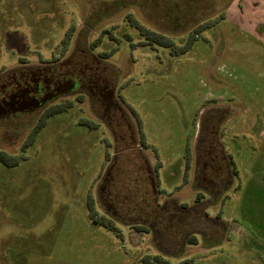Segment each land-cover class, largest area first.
<instances>
[{"label": "rangeland", "instance_id": "1", "mask_svg": "<svg viewBox=\"0 0 264 264\" xmlns=\"http://www.w3.org/2000/svg\"><path fill=\"white\" fill-rule=\"evenodd\" d=\"M263 14L264 0H0V71L22 58L65 59L72 50L82 58L88 46L115 73L117 97L159 189L187 204L197 195L200 127L208 116L224 117L221 141L240 174L209 212L222 215L228 236L163 258L264 264ZM142 27L188 49L174 54L151 44ZM98 122L86 103H75L52 114L26 146L27 135L0 137V149L13 156L0 160V264H147L158 254L149 235L129 224L114 223L113 231L98 222L105 214L98 186L114 159L124 194L138 202L142 186L140 153L115 158L114 138Z\"/></svg>", "mask_w": 264, "mask_h": 264}, {"label": "flooded vegetation", "instance_id": "2", "mask_svg": "<svg viewBox=\"0 0 264 264\" xmlns=\"http://www.w3.org/2000/svg\"><path fill=\"white\" fill-rule=\"evenodd\" d=\"M82 52V58H75L72 50L65 59L38 63L22 58L0 71V137L27 135L22 143L26 146L52 114L86 103L99 121L94 124L105 126L114 138L115 158L119 153H140L142 172L135 178L142 185L137 190L140 201L123 193L128 186L117 184L119 166L114 159L98 186L103 216L149 235L152 247L158 250L154 257L162 259L183 254L188 245L210 246L224 240L229 225L220 213L209 212V206L224 199L238 176L233 156L221 141L224 117L215 121L214 115L208 116L209 122L201 125L193 165L197 195L192 204L181 202L159 189L157 173L117 97L114 71L88 46ZM187 169H192L191 158Z\"/></svg>", "mask_w": 264, "mask_h": 264}, {"label": "trees", "instance_id": "3", "mask_svg": "<svg viewBox=\"0 0 264 264\" xmlns=\"http://www.w3.org/2000/svg\"><path fill=\"white\" fill-rule=\"evenodd\" d=\"M208 24V22H204L203 24H198L194 31L195 32H199L202 28H204L206 25ZM142 30L144 32V35L146 36V39L148 40L149 43L151 44H159L162 46H165L167 48H170L171 51L174 54H180L185 52L188 49V46H179L175 43L174 39L165 33L159 32L157 30H152L146 27H142ZM65 108V106H64ZM60 110V109H59ZM144 143V142H142ZM13 156L8 154L7 152H3L0 151V160L4 161L6 163H10L12 161ZM189 161V158H188ZM89 205L90 208L92 210V212L94 213V203H93V199L91 198L89 201ZM98 222H100L102 225L106 226L107 228L111 229V230H115L114 227V221H112L111 219L102 216L98 219ZM147 257L146 262L147 264H170V262L166 259H162L160 257Z\"/></svg>", "mask_w": 264, "mask_h": 264}, {"label": "crops", "instance_id": "4", "mask_svg": "<svg viewBox=\"0 0 264 264\" xmlns=\"http://www.w3.org/2000/svg\"><path fill=\"white\" fill-rule=\"evenodd\" d=\"M258 21H259V22H263V21H264V14H263V15H260V16L258 17ZM236 173H237V175L240 174V172H239L238 169L236 170ZM216 245H218V244L210 245V247H214V246H216Z\"/></svg>", "mask_w": 264, "mask_h": 264}]
</instances>
